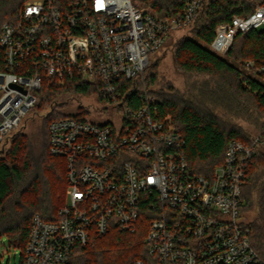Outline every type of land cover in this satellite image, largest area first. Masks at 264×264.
Listing matches in <instances>:
<instances>
[{
  "label": "built area",
  "instance_id": "obj_1",
  "mask_svg": "<svg viewBox=\"0 0 264 264\" xmlns=\"http://www.w3.org/2000/svg\"><path fill=\"white\" fill-rule=\"evenodd\" d=\"M217 25L210 43L225 56L235 38L264 27V2ZM202 0L180 17L133 0H22L0 24V147L37 102L44 76L76 78L120 95L121 79L141 80L150 53L170 32L188 28ZM255 67L253 61L246 63ZM264 82V59L255 67ZM141 104L115 122L64 116L49 124V148L66 160V200L58 217L35 214L21 264H74L78 249L112 230H146L148 259L131 264H264L241 216L242 188L254 147L233 139L212 177L188 163L182 135L159 115L162 100L141 81Z\"/></svg>",
  "mask_w": 264,
  "mask_h": 264
},
{
  "label": "trees",
  "instance_id": "obj_2",
  "mask_svg": "<svg viewBox=\"0 0 264 264\" xmlns=\"http://www.w3.org/2000/svg\"><path fill=\"white\" fill-rule=\"evenodd\" d=\"M188 1L133 0L169 17H180ZM21 6L22 0H0V24L13 20V13ZM252 9L246 0H202L188 27L191 35L175 42V62L188 78L185 88L180 90L166 83L153 90L151 85L158 84L154 75L147 77L145 84L151 94L162 100L159 115L168 117V125L186 140V157L197 175L212 177L216 167L223 163L231 140L252 144L259 137L242 188L240 212L251 244L264 260V82L255 73V67L264 59V27L238 35L225 56L203 44L213 41L219 23ZM248 61H253L255 67L248 69ZM121 81L120 95H106L76 78L59 82L55 77H43L32 110L48 111L42 115L37 132L33 136L16 133L11 146L4 150L12 131L1 147L4 153H0V238L7 236L10 245L24 250L34 215L54 220L65 203L66 160L50 152L49 124L64 116L84 118L89 116V110L79 106L77 112H67L66 103L60 98L93 95L100 101H114L119 96V112L123 113L126 105L137 108L142 100L141 80L123 77ZM239 119L253 124L260 135L249 132L237 122ZM251 212L255 214L249 219ZM146 249L143 234L115 229L78 249L74 264H131L139 256L148 259Z\"/></svg>",
  "mask_w": 264,
  "mask_h": 264
},
{
  "label": "rangeland",
  "instance_id": "obj_3",
  "mask_svg": "<svg viewBox=\"0 0 264 264\" xmlns=\"http://www.w3.org/2000/svg\"><path fill=\"white\" fill-rule=\"evenodd\" d=\"M142 5V4H141ZM146 6V5H142ZM184 35H191L188 28L180 27L172 30L168 39L166 40L164 46L158 50L150 53L151 66L146 70L143 78L144 83L145 79L154 75L158 79V84L151 85L153 90H158L162 85L166 83L171 84L172 86L183 90L187 82V76L178 68L175 58H174V48L175 42L179 40ZM208 49H211L210 44L203 43ZM148 79V78H147ZM62 102L66 103L67 112H77L79 106H84L89 110V117L96 122H115L116 112L113 108V105L106 100L100 101L96 96L89 95L81 98H76L72 95H64L60 98ZM64 110V111H65ZM48 110H40V112H33L31 110L22 120L21 124L13 130L10 138L5 142L3 148L8 149L11 146V140L13 135L18 132L27 133L30 136H33L37 132L42 115H44ZM239 124L248 129L253 135L259 136L260 132L257 128L247 121L242 119L237 120ZM2 147V146H1ZM0 147L1 155L3 148ZM264 148V143L262 144ZM67 189V188H66ZM254 212L249 213L248 218L254 216ZM139 233L145 236L146 230L141 225V230ZM22 261V249L9 244V239L7 236H2L0 238V264H21Z\"/></svg>",
  "mask_w": 264,
  "mask_h": 264
}]
</instances>
